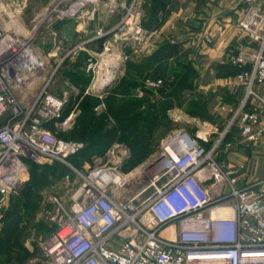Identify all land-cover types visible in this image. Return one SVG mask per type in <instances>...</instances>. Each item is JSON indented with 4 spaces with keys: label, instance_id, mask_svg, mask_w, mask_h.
I'll use <instances>...</instances> for the list:
<instances>
[{
    "label": "built area",
    "instance_id": "obj_1",
    "mask_svg": "<svg viewBox=\"0 0 264 264\" xmlns=\"http://www.w3.org/2000/svg\"><path fill=\"white\" fill-rule=\"evenodd\" d=\"M232 1L239 29L258 42L231 58L241 69L235 77L245 86L244 96L221 106L230 119L216 139L218 128L199 118L194 132L179 129L164 139L153 156L163 154L153 164L162 170L140 193L152 189L150 195L135 205L136 197L125 201L113 193L133 172L99 166L83 174L69 158L84 143L59 137L48 126L72 129L78 112L65 114L68 93L49 91L54 71L33 38L45 21L116 16L114 26L94 29L61 60L79 58L95 40H103L104 50L113 40L127 47V41L143 37V0H39L32 30L23 21L28 0H0V197L19 194L30 162L44 158L73 167L83 178L70 204L56 199L58 206L47 215L56 229L41 243L45 264H264V177L252 175L245 162L231 164L221 153L233 126L248 142L264 144V0ZM101 55L90 53L85 62L93 87ZM160 82L145 79L153 88Z\"/></svg>",
    "mask_w": 264,
    "mask_h": 264
},
{
    "label": "rangeland",
    "instance_id": "obj_2",
    "mask_svg": "<svg viewBox=\"0 0 264 264\" xmlns=\"http://www.w3.org/2000/svg\"><path fill=\"white\" fill-rule=\"evenodd\" d=\"M38 1L39 0H28L24 11L23 21L31 30L36 23L33 19L41 12L39 8L41 5ZM41 1L45 2V0ZM52 22L53 21H45L39 25L33 38V43L38 51L37 53L47 62L50 70L54 71L49 91L59 96L68 93L69 101L65 112L67 111V113H69L71 110L76 109L78 115L75 124L77 126H83L95 120V125L90 129L88 137L98 134L96 125H100L102 131H110L116 129V127L117 130H119L115 135L117 141L108 144L106 148L104 147L110 142V138H106L102 143H100L99 140L91 143L93 147L91 149L88 147V149L92 152V162L86 163L82 158L79 161L70 162L85 175L88 174L91 169L99 166H105L117 173H126L122 170V166L125 159L130 155L133 142L135 146L143 141L144 134L140 131V126L143 121L142 117L138 118L134 127L129 126L122 128L128 112L121 113L116 117L111 116L104 118L103 115L106 111L104 105L105 95H97L94 91L99 87H97V85L100 83V77L107 72V63L115 58L118 59L115 61L119 63V74L117 75L116 82L120 80L121 77H127V73L131 76L128 78L132 81L134 80L132 77L137 74L134 71L133 63L137 62V53L133 52V47H137V44L133 41H127V47H123L121 41L117 42L113 40L110 47L107 50H103L99 58L102 66L99 74H96L94 79V82L97 83L96 87H93V83L88 91L80 88L78 95L70 103V96L73 89L68 82L67 70L65 68L69 62L67 59L61 60L63 53L60 51L57 52L55 48L52 49L54 46L50 45H55L52 38H50L51 29L49 26ZM256 43L258 45V42ZM196 47V45L192 44L183 47L187 56L191 51L194 55H189L190 57L185 55L180 61H173L168 69V73L171 75V81V79H175L177 75L186 71L185 69L183 70L184 64L186 63L189 65L187 62L193 59L194 67L198 74L192 76L191 88H185L181 92L182 96L180 100H178V103L176 102L172 108L173 111L168 112L167 117L161 118L154 127V131L151 135V144L154 149L152 156L130 171L133 172V175L125 186L114 188L113 193L120 200L126 201L136 197L135 205H140L150 195L152 189H147L142 194L140 193L149 186L154 175L160 173L162 170L161 165L156 169L152 162L153 156L161 151L164 139L179 129H187L190 132H194L196 129L194 122L195 118L214 124L218 128L217 133L214 135L216 139L224 130L230 119L229 115L224 116L222 114L221 106L229 102L239 101L244 96L245 88L241 92L242 94L240 93V95L236 97L234 96V92L231 91L232 86L225 85L224 87L217 83L219 77L226 76H232L238 83L235 74H231V68L228 65H217L216 67H212L211 65L205 66V62H202L200 59L201 56L199 57ZM148 78L160 80V86L153 88L144 81L143 85L132 87L131 89L127 88L123 91L125 93H131L129 98L136 99L145 94L150 96L151 100H155L158 96H161L162 89H165V91L170 89V82H167L164 76L159 78L150 76ZM69 79L77 82L76 78L69 77ZM91 80L92 75H90V81ZM138 94H141V96ZM123 98L124 97L119 98L115 104L122 103ZM235 98L238 99L234 100ZM94 99H98L102 102L96 107L97 111L92 114L89 106ZM149 102L151 101H148V103ZM142 109L146 111L147 104L146 106L143 104ZM188 110H196L203 113L202 115L198 113L192 114L189 113ZM74 127L76 126L74 125ZM74 127L66 131L60 130L58 127H53L52 129L59 137L76 140L78 132H76L77 130L73 132ZM135 140H139L140 142H135ZM229 142L232 143L230 147L226 145ZM221 153L223 157H229L231 164L245 162L252 175L264 177V144L248 142L241 135L239 127L233 126L227 133L221 146ZM37 163L38 165L31 166L28 179L25 181L19 194L5 199L0 197V240L5 243L10 242V244L14 245V248L18 249H11L5 253L8 248L6 247V249L4 245L0 244V264H19V262L22 264H29L31 257L37 253V249H39L40 264H45L41 243L51 236L56 229V226L47 219V215L58 206L59 203L56 199L61 202V204L68 206L73 191L83 183L82 176L77 174L73 167L62 162L44 158ZM66 174H70L69 179L65 178ZM29 242L33 244L35 248L33 252L27 254L26 250H28V247H26V243Z\"/></svg>",
    "mask_w": 264,
    "mask_h": 264
},
{
    "label": "crops",
    "instance_id": "obj_3",
    "mask_svg": "<svg viewBox=\"0 0 264 264\" xmlns=\"http://www.w3.org/2000/svg\"><path fill=\"white\" fill-rule=\"evenodd\" d=\"M154 3L158 5L157 14L151 13L153 0H143L142 16L139 21L140 24L142 23L144 34L136 41L137 47H133V52L137 53L138 63L145 61L165 45L181 44L187 47L192 44L197 46V53L199 57L201 56L202 62H205V66H231V58L235 53L246 47L257 46L256 42L239 29L238 7L232 0H158ZM262 7L264 9V3ZM117 21L116 16L97 20L71 18L53 21L49 27L50 38L55 45H50L54 46L52 49L55 48L57 52L64 54L74 44L86 40L94 29L112 27ZM148 21L152 23L145 25ZM87 48L90 53L98 55L104 50L101 40L88 42ZM88 51L82 53L85 59L79 64L72 58V63L65 66L66 70L88 76L85 71L86 58L90 54ZM193 55L191 51L190 56ZM234 80L232 76L219 77L217 83L224 87L232 86L231 91L238 97L245 86ZM68 82L73 89L71 96L78 95L80 87L69 77ZM90 84L91 81L86 91L90 90ZM233 104L235 102L227 103V105ZM222 114L229 115L226 111H222ZM26 247L29 252H33L35 248L30 242L26 243ZM29 264H40L39 249L31 257Z\"/></svg>",
    "mask_w": 264,
    "mask_h": 264
},
{
    "label": "trees",
    "instance_id": "obj_4",
    "mask_svg": "<svg viewBox=\"0 0 264 264\" xmlns=\"http://www.w3.org/2000/svg\"><path fill=\"white\" fill-rule=\"evenodd\" d=\"M158 0H153V9L151 13L157 14L158 12V5L154 2H157ZM152 21L146 22L145 25H150ZM142 24V23H141ZM101 43H103V40H101ZM183 46L181 44H168L159 49L157 52L152 54L149 58H147L145 61L138 63L134 62L133 68L136 72V76H133L134 80H130L128 77H131L128 73L127 77H121L120 80H118L116 83H114L106 92L105 98H104V105L106 108L105 114L103 115L104 118L111 117V116H118L121 113L128 112V115L125 117L124 125H122V128L135 126V122L138 120V118L142 117V124L140 126V131L144 134L142 143L139 140H135V142L139 141L138 145L133 146L130 151V155L125 159V162L122 166V170L124 172H130L132 169L143 163L145 160H147L150 156H152L154 149L151 144V135L154 131V127L158 124V122L161 120V118H166L167 113L169 109L173 108L176 102L178 103V100H180V97L182 96V91L185 88H191L192 86V76L198 74L194 67L193 59H188L189 65L184 64L183 71L180 75H177L175 79H171L170 73H168V69L170 68V65L173 63V61H180V59H183L186 54L183 50ZM190 55V54H189ZM187 57H190V56ZM83 58V59H82ZM72 58H68V62H70ZM85 57H83V54L79 58H75L77 63H81ZM72 63V62H71ZM183 63V62H182ZM77 65V64H76ZM231 68V74H237L241 69L237 66L231 65L229 66ZM188 69V71H187ZM68 77L70 78H76L77 82L74 80H71L73 83H76L81 89H86L90 83V75L86 76L83 73H75L72 71H68L67 73ZM155 77L159 78L161 76H164L167 82H170V89L165 91V89H162L161 96H158L155 100H151L150 96L143 95L142 97L138 98H129L131 93H125L123 90L127 88L137 87L139 85H143L144 81L148 77ZM178 78V79H177ZM77 96V95H76ZM75 95L70 96V103L76 98ZM85 96V95H84ZM83 96V97H84ZM82 97V98H83ZM96 97V96H94ZM122 103L115 104V102L121 98ZM148 101H151L148 103ZM102 101L98 99H94L91 105L89 106L90 112L94 114L97 111V106L101 104ZM239 101H235V104H237ZM69 103V105H70ZM147 104V110L142 109V105ZM145 109V108H144ZM189 113L192 114H201L203 112L188 110ZM65 114H68L67 111ZM95 125V120H92L91 123L88 122L87 124H84L83 126H77L74 127L73 132H78V136L76 141H80L84 143V147L82 150L74 156H71L69 160L71 162L73 161H79L81 158L85 162H92V152L88 149V147L91 149L93 146L91 143L95 142L96 140H99L100 143H102L103 140L106 138H110V142H108L104 148L107 147L108 144L114 143L117 141L116 134H117V127L116 129L110 130V131H102L100 125H96L97 133L94 136L88 137L90 129L93 128ZM49 127L53 128V124H48ZM125 130V129H124ZM66 139V138H65ZM71 140V139H68ZM32 165H38L37 162L31 161L29 164V173L31 170ZM22 190V189H21ZM9 241V240H8ZM0 244L4 245V247L7 249V251L14 249L13 244H10V242H2L0 240ZM20 251V250H19ZM27 254H29V251L26 250ZM29 256V255H28ZM26 258V257H25ZM22 261V260H19ZM21 262H19L20 264ZM22 264V263H21Z\"/></svg>",
    "mask_w": 264,
    "mask_h": 264
},
{
    "label": "bare ground",
    "instance_id": "obj_5",
    "mask_svg": "<svg viewBox=\"0 0 264 264\" xmlns=\"http://www.w3.org/2000/svg\"><path fill=\"white\" fill-rule=\"evenodd\" d=\"M115 60H118V59H112L110 60L108 63H107V66H108V69H107V72L106 74L100 79V83L99 85H97V87L99 86H103L105 83H107L108 81L112 80L115 76H116V73L118 72V69H119V63ZM117 181H119V176H113Z\"/></svg>",
    "mask_w": 264,
    "mask_h": 264
},
{
    "label": "water",
    "instance_id": "obj_6",
    "mask_svg": "<svg viewBox=\"0 0 264 264\" xmlns=\"http://www.w3.org/2000/svg\"><path fill=\"white\" fill-rule=\"evenodd\" d=\"M118 74H119V72L116 73V76H115L112 80L108 81V82L105 83L103 86L98 87V88L94 91V93L97 94V95H100V96L105 95L106 92L108 91V89H109V88H110V87L116 82V80H117V75H118ZM162 157H163V154L157 156V157L153 160L152 164H154V163H156L157 161H159Z\"/></svg>",
    "mask_w": 264,
    "mask_h": 264
}]
</instances>
